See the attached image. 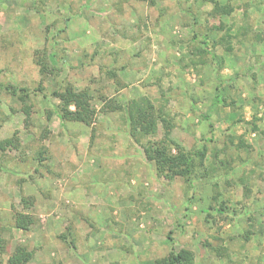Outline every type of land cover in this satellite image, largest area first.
Wrapping results in <instances>:
<instances>
[{
    "label": "rangeland",
    "instance_id": "1",
    "mask_svg": "<svg viewBox=\"0 0 264 264\" xmlns=\"http://www.w3.org/2000/svg\"><path fill=\"white\" fill-rule=\"evenodd\" d=\"M218 1L232 11L0 0V86L30 92L0 87V264L17 246L27 264H151L183 248L193 264H264V0ZM68 85L92 93L91 126L61 121L52 93ZM134 104L156 117L150 133L132 135ZM148 142L205 147V165L160 175Z\"/></svg>",
    "mask_w": 264,
    "mask_h": 264
},
{
    "label": "trees",
    "instance_id": "2",
    "mask_svg": "<svg viewBox=\"0 0 264 264\" xmlns=\"http://www.w3.org/2000/svg\"><path fill=\"white\" fill-rule=\"evenodd\" d=\"M214 7L213 11L222 16L223 13H228L230 5L221 4L218 0H210ZM225 40H227L225 38ZM205 43L208 42L205 41ZM206 45V46H207ZM228 50L233 49V45L228 41ZM206 53L212 55V59H215V54L209 51ZM0 87L7 90L14 96H18L25 102L26 98H30V92L26 88H17L11 84L1 85ZM60 101L58 108V115L61 121L74 120L82 122L88 126L94 123L95 111L92 107V93L89 89H77L73 85H68L62 90H55L52 93ZM25 104V103H24ZM71 107H74L72 109ZM23 111L26 114V120L32 116V105L25 104ZM51 118V114H48V119ZM207 118V116H206ZM129 120L132 125V135L135 136L140 131H145L147 134L154 130L156 126V117L149 110L142 109L139 104L129 106ZM166 119L163 118V121ZM211 132L213 133V127L211 125ZM15 137H11L3 141L4 144L13 145ZM17 140V139H16ZM145 153L149 160H153L156 163L157 171L160 175H165L169 178L175 176H182L186 181H190L197 172H201L198 169L205 165L204 160L207 156V149L205 147L198 148L196 151L185 150L181 146L177 145L176 152H173L172 147L168 145L162 146L157 142H148L143 144ZM4 149V148H3ZM205 169V168H204ZM25 217L18 215L16 218V226L27 228L25 224ZM3 251V239L0 237V253ZM33 253L26 247L17 246L14 253L9 257L7 264H27ZM151 264H193V253L187 249H180L172 251L165 257L154 260Z\"/></svg>",
    "mask_w": 264,
    "mask_h": 264
}]
</instances>
